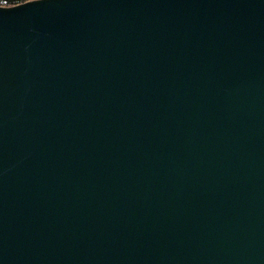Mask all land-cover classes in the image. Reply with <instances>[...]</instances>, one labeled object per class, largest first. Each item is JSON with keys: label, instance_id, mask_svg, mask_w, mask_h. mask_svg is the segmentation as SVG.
<instances>
[{"label": "water", "instance_id": "obj_1", "mask_svg": "<svg viewBox=\"0 0 264 264\" xmlns=\"http://www.w3.org/2000/svg\"><path fill=\"white\" fill-rule=\"evenodd\" d=\"M0 264H264V0L0 4Z\"/></svg>", "mask_w": 264, "mask_h": 264}, {"label": "trees", "instance_id": "obj_2", "mask_svg": "<svg viewBox=\"0 0 264 264\" xmlns=\"http://www.w3.org/2000/svg\"><path fill=\"white\" fill-rule=\"evenodd\" d=\"M21 1H25V0H0V4L9 5V4L19 3Z\"/></svg>", "mask_w": 264, "mask_h": 264}]
</instances>
